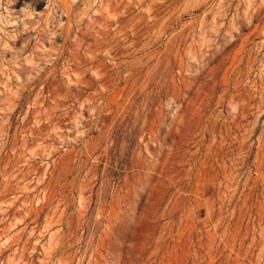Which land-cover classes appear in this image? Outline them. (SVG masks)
<instances>
[{
	"label": "rangeland",
	"instance_id": "374dc122",
	"mask_svg": "<svg viewBox=\"0 0 264 264\" xmlns=\"http://www.w3.org/2000/svg\"><path fill=\"white\" fill-rule=\"evenodd\" d=\"M0 264H264V0H0Z\"/></svg>",
	"mask_w": 264,
	"mask_h": 264
}]
</instances>
